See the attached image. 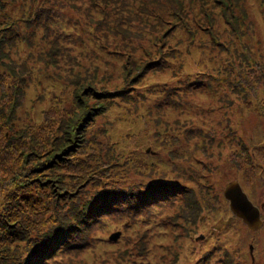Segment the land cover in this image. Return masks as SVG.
I'll return each mask as SVG.
<instances>
[{
  "label": "rangeland",
  "instance_id": "obj_1",
  "mask_svg": "<svg viewBox=\"0 0 264 264\" xmlns=\"http://www.w3.org/2000/svg\"><path fill=\"white\" fill-rule=\"evenodd\" d=\"M0 71V264H264V0H0Z\"/></svg>",
  "mask_w": 264,
  "mask_h": 264
},
{
  "label": "water",
  "instance_id": "obj_2",
  "mask_svg": "<svg viewBox=\"0 0 264 264\" xmlns=\"http://www.w3.org/2000/svg\"><path fill=\"white\" fill-rule=\"evenodd\" d=\"M225 199L229 202V207L233 215L240 219L250 231H257L264 225L260 208L251 200L248 193L244 190L238 180L226 185L223 192ZM121 233L111 235V240H118ZM204 239L201 236L199 240ZM253 248L251 247V251Z\"/></svg>",
  "mask_w": 264,
  "mask_h": 264
},
{
  "label": "trees",
  "instance_id": "obj_3",
  "mask_svg": "<svg viewBox=\"0 0 264 264\" xmlns=\"http://www.w3.org/2000/svg\"><path fill=\"white\" fill-rule=\"evenodd\" d=\"M5 67H6V65H4ZM13 75H14V73H13ZM15 76V75H14ZM2 79H4L5 81H6V76L5 75H3V73L0 71V88L4 85L5 86V82H4V80H2ZM17 89H19V88H17ZM123 92V91H122ZM121 92V93H122ZM124 93V92H123ZM101 99H115V98H118V96L116 95L115 96V93H112V94H110V93H108V95H106L105 94V96L103 95V96H100V95H98ZM11 98V97H10ZM15 99L16 100H18V98H16L15 97ZM17 108V106H15L14 108H13V110L14 109H16ZM101 110H98V111H96L95 113H92L91 111H88L87 112V114H85L84 116H83V120H84V118H85V120H84V122H83V120L81 119V121L80 120H78V121H76L75 122V125H74V127H71L70 128V130L67 132L68 133V140H71V137H72V131L74 130V132L76 131V132H78V130H79V128L80 127H82L80 130H79V132H78V134L80 133V132H82L83 131V129L88 125V123H89V121L95 116V115H97V113L98 112H100ZM80 122L82 123L83 122V124L82 125H80ZM69 124V123H68ZM6 138H8V137H6ZM9 143V142H8ZM93 167H92V165H90V170L92 169ZM87 171H88V169H87ZM12 215L11 214H6V216H2V217H0V227L2 228V229H9V228H11V224L13 223L12 221ZM6 232V231H5ZM9 234H11V233H9ZM59 234H63L62 232H60ZM4 236H1V237H3L4 239H6L7 238V236H8V234L6 233V234H3ZM33 235V234H32ZM34 236H36V233L34 234ZM57 241H59V242H61V241H63V237L61 236V237H59L58 239H57ZM3 251V250H2ZM4 253V252H3ZM43 257H45V256H43Z\"/></svg>",
  "mask_w": 264,
  "mask_h": 264
}]
</instances>
